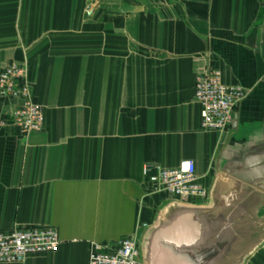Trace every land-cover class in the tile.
<instances>
[{
  "label": "crops",
  "instance_id": "crops-1",
  "mask_svg": "<svg viewBox=\"0 0 264 264\" xmlns=\"http://www.w3.org/2000/svg\"><path fill=\"white\" fill-rule=\"evenodd\" d=\"M11 63L27 65L45 121L0 127V235L46 226L61 242L21 264H88L92 243L140 240L177 201L146 164L191 160L210 191L231 139L264 155V0H0V73ZM204 70L246 92L222 133L201 127ZM14 105L0 98V120ZM246 264H264V245Z\"/></svg>",
  "mask_w": 264,
  "mask_h": 264
},
{
  "label": "water",
  "instance_id": "water-1",
  "mask_svg": "<svg viewBox=\"0 0 264 264\" xmlns=\"http://www.w3.org/2000/svg\"><path fill=\"white\" fill-rule=\"evenodd\" d=\"M244 139L218 155L205 204L162 207L139 240L142 264H246L264 245V155L243 157Z\"/></svg>",
  "mask_w": 264,
  "mask_h": 264
},
{
  "label": "built area",
  "instance_id": "built-area-1",
  "mask_svg": "<svg viewBox=\"0 0 264 264\" xmlns=\"http://www.w3.org/2000/svg\"><path fill=\"white\" fill-rule=\"evenodd\" d=\"M27 65L7 64L0 73V98L14 102L8 119L0 120V127L9 124L21 134L38 133L44 126L43 108L33 98ZM246 92L239 86L226 85L217 70H204L196 76L194 98L200 107L201 127L205 132H225L233 121L235 108L244 100ZM7 120H10L8 124ZM142 177L153 187L155 194L185 203H202L208 189L196 175L193 161H182L177 168L165 169L146 164ZM60 239L54 228L33 226L0 235V264H21L29 256L57 253ZM88 264H142L138 240L124 239L115 248L104 244H90Z\"/></svg>",
  "mask_w": 264,
  "mask_h": 264
}]
</instances>
